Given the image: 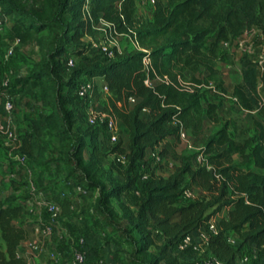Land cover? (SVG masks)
I'll use <instances>...</instances> for the list:
<instances>
[{"label":"trees","instance_id":"obj_1","mask_svg":"<svg viewBox=\"0 0 264 264\" xmlns=\"http://www.w3.org/2000/svg\"><path fill=\"white\" fill-rule=\"evenodd\" d=\"M140 2L153 4L151 19L140 15ZM32 3L28 11L20 0H0V9L4 17L33 36L39 47L40 60L28 69L26 90L34 95L28 84L34 83L42 105L50 114L31 120L32 132L20 138L18 152L27 156L37 190L45 186L50 194L48 200L61 205L59 221L71 216L73 202L65 193H56L53 182L57 176L44 179V170L37 173L33 163H45L47 134L60 133L66 123L74 128L77 138L72 155L83 180L78 188L99 192L96 210L103 209L117 221L126 222L128 232L137 233L136 254L143 257L141 264H194L185 254L177 253L179 243L186 234L197 232L222 213L218 219L219 232L210 236L211 256L223 264H238L237 257L245 247L262 248L264 119L254 121L257 136L239 142L230 135L231 130H240L237 121L225 119L217 103L209 102L206 108L202 103L205 88L227 92L224 72L218 67L222 44L233 45L255 26L264 32V0H33ZM101 22L112 25L131 48L115 49L113 59H90L87 54L100 33ZM85 37L91 41L85 42ZM66 53L82 60L70 69L68 83H64L61 59ZM144 59L150 61L148 70ZM239 63L241 81L235 84L233 98L245 112L262 111L260 65L247 53ZM203 72L205 76L197 77ZM187 73L192 74L190 78ZM147 79L160 83L148 86ZM98 81L108 87L110 94L104 112L113 114L126 127L127 146L119 140L104 151L99 127L89 123L78 125L74 111L67 109L69 99L63 87L77 89L80 84L91 82L96 93L101 88ZM131 97L137 99L133 106L128 104ZM5 103L2 97V116L7 114ZM145 111L149 115L146 120L142 118ZM206 118L215 127L205 142L209 152L206 164L194 168L187 158L172 153L179 166L171 175H164L161 162L152 166L147 158L149 152H155L168 138L181 139V129L199 136ZM5 150L8 153V148ZM157 154L162 160L170 155L165 149ZM113 155L125 158L121 162L124 168L112 164L105 167V160ZM235 156H239L240 162L235 161ZM3 165L0 150V168ZM185 176L188 182L183 188ZM139 181L143 183V197L140 206L133 208L123 196ZM8 182L0 180V264H25L20 252L36 218L27 203L29 196L6 193ZM23 185L29 187L30 183L26 181ZM11 187H17L16 183L11 182ZM187 189L198 195L183 202ZM90 211L81 212L85 215ZM82 217L78 219L82 221ZM109 224L115 228L118 222ZM155 234L160 236L161 243L156 242ZM231 236L236 238V245L229 242Z\"/></svg>","mask_w":264,"mask_h":264},{"label":"rangeland","instance_id":"obj_2","mask_svg":"<svg viewBox=\"0 0 264 264\" xmlns=\"http://www.w3.org/2000/svg\"><path fill=\"white\" fill-rule=\"evenodd\" d=\"M33 0H20L21 4L28 11L31 10ZM138 10L142 17L151 19L153 13V4L151 2L138 3ZM0 15L2 10L0 9ZM102 31L91 42V48L88 52V57L92 60L102 59L106 56L102 53L101 45L105 43V35ZM85 42H90L89 37L84 38ZM58 43V42H57ZM118 47L120 51L131 48V44L125 39H118ZM13 49L14 54L10 57L8 53ZM117 49V48H116ZM118 50V49H117ZM244 53L257 61L260 65L258 70L259 77V89L264 96V32L259 26H255L252 31L248 32L239 40L234 42L233 45L222 44L221 54L218 60V67L224 72L225 75V88L227 92L225 94L216 91L215 89L208 90L205 88L206 97L203 101V107L206 108L207 103L214 102L219 105V112L225 119H234L237 121L240 130L238 132L230 131V135L233 139L243 142L247 138L257 136L259 131L254 124V121H262L264 119V109L261 112L248 113L241 109L237 101L232 96L233 85L240 80L241 77V65L239 63L240 58ZM107 58V57H106ZM64 61L63 65V79L64 83H68L70 80V69L72 67L67 66V61L74 60V66L82 63V60L78 57H74L69 53H66L61 58ZM40 60L39 47L36 44V40L33 36L26 34L19 25L12 20H7L5 26L0 28V99L3 97L13 105V128L18 138L24 137V135L32 132L31 120L45 117L50 114V110L45 108L38 95V88L34 83H28L29 88L33 89L34 95L30 94L26 90L28 77V69L33 63ZM191 73H187V77H191ZM206 75V72L200 73L197 77L201 78ZM160 83L159 80L154 81V84ZM101 85V81H98ZM64 95L69 99L67 109L74 111L75 119L78 125L88 123V117L90 112L101 113L104 112V108L108 104L107 96L100 91H97L88 99H79L76 95L75 89H68L63 87ZM65 116V114L63 115ZM143 119H148L147 112L142 113ZM66 119V116H65ZM65 123V121H64ZM121 124V123H120ZM214 125L206 118L204 129L199 136H193L188 131H185L184 136L181 139L175 137L168 138L160 147L156 149V153L161 150H167L170 155L166 157V162L163 165L166 167L164 174L169 176L177 170L179 162L171 157L172 153H176L188 159L189 163L198 168L209 157V152L205 147V142L209 135L214 131ZM99 141L104 147V151L109 150V134L104 127H99ZM120 140H127L126 130L120 125ZM48 150L45 154V163L34 162L33 167L37 173L44 170L42 177L46 180H50L57 176L55 182L56 193H65L68 198L73 202L74 209L72 214L74 218H80V215L84 218L82 221H87L90 225V216L97 219L104 225V227L111 221L118 222L119 226L111 229L113 235H120L119 242L124 245L128 244L130 247L124 251L127 254L128 260L123 264H141L143 260L142 256L136 254L138 235L136 232L127 231V223L117 221V218L111 217L103 209L97 211L99 208L96 205L97 197L96 192L87 191V194H82L79 184L83 182L79 168L75 164L72 152L76 149L77 138L75 137L74 128H70L68 124H64V129L60 133L50 132L47 134ZM127 145V144H125ZM37 148V146H36ZM4 140H0V150L3 153L4 165L0 168V180L6 184V193H17L20 196H31V189L23 185V182L28 180L27 169L18 166L17 161L12 157H9L7 150H5ZM85 157H88V152H85ZM153 155H149L148 159L152 161V166L157 164L156 159L152 160ZM235 161L240 162L239 156H235ZM105 167H109L111 164L115 167L124 168V164L121 163L120 155L109 156L105 162ZM252 168L250 166H245ZM120 180L123 178L118 176ZM6 181V182H5ZM20 181V182H19ZM11 182H15L17 187L12 188ZM188 178H183L182 186H187ZM37 192L36 201L31 208L37 212L33 214L38 215L41 211H44V201L49 199V190H46L45 186H40ZM46 191V192H45ZM141 192V193H140ZM143 190L140 189L136 194L127 193L123 196V200L131 205L133 208L140 206V200L142 199ZM199 193V192H198ZM42 194V196L40 195ZM97 194V196H95ZM196 195H198L196 193ZM183 202H187L188 199L183 198ZM112 207L117 210L116 202L112 204ZM91 210L90 212L82 213L81 211ZM79 215V216H78ZM224 213L216 216L218 219L223 216ZM126 225V226H125ZM96 233H102L101 231L92 230ZM111 238H113L111 236ZM156 242L161 243L162 240L158 234L154 236ZM232 240H236L232 237ZM131 249V250H130ZM133 250V251H132ZM151 249L150 251H152ZM254 250L253 246L248 245L245 247L241 254L247 256ZM100 258V257H99ZM102 258V257H101Z\"/></svg>","mask_w":264,"mask_h":264},{"label":"built area","instance_id":"obj_3","mask_svg":"<svg viewBox=\"0 0 264 264\" xmlns=\"http://www.w3.org/2000/svg\"><path fill=\"white\" fill-rule=\"evenodd\" d=\"M7 18L3 15L0 16V28H3L7 22ZM105 35V43L101 45L102 53L108 58L113 59L115 56L114 50L118 47V39H122L123 35L117 33L112 25L101 22L98 26V30L102 31ZM247 34V33H245ZM244 34V35H245ZM243 35V36H244ZM136 45V43H135ZM137 46V45H136ZM14 54L13 49L10 50L7 57H10ZM144 65L148 70L150 61L144 59ZM67 66L73 67L74 60L70 59L67 61ZM146 85H153L154 81L147 79L145 81ZM100 92L104 93L109 97V89L106 85H101ZM94 94V84L91 82H86L80 84L76 89V95L79 99H88ZM137 102V99L131 97L128 99L129 106H133ZM121 106V104H119ZM5 109L7 114L2 116L0 114V136L4 140V146L8 148V155L17 161V165L27 169L29 175L28 182L30 183L29 188L31 189V196L28 199L27 203L33 199L36 201L37 197V187L33 179L32 171L28 167V158L26 155L20 154L18 151L21 147V141L16 135L13 128V105L11 102L6 100ZM88 123L96 127H104L109 134V143L111 146H114L120 140V120L116 118L113 114L101 112L94 113L90 112L88 117ZM176 124V123H174ZM185 131L181 129V138L184 136ZM124 145V141H123ZM157 162H161L163 165L166 162V159H160L158 154H154ZM121 162H125V158L120 156ZM207 161V159H206ZM206 161L203 164H206ZM147 176L143 177L145 180ZM80 191L84 194H87V191L80 188ZM42 196V194H40ZM183 196L186 199H196L197 195L195 192L187 189L183 192ZM32 202V201H31ZM30 202V204H31ZM34 204V203H33ZM30 206V205H29ZM32 206V204H31ZM34 212V209L29 207ZM44 209L47 214V220L38 224L34 227L35 234L40 237V239H47L51 237L58 229L59 225V216L62 212L61 205L58 202L52 200L44 201ZM220 230L218 218H212L205 227L200 228L195 233L186 234L182 241L179 243L177 248L178 254H185L187 257L192 259L194 264H223L214 256H211L209 253V241L210 236L217 234ZM229 242L236 245L237 241L232 240L229 237ZM86 241L81 238L78 242L73 243V256L70 264H107L104 258L92 259L85 248ZM30 253L26 258L25 264H38V259L41 256L42 247L38 243H33L30 245ZM238 264H264V246L260 249H254L251 254L243 256L242 254L237 257Z\"/></svg>","mask_w":264,"mask_h":264},{"label":"crops","instance_id":"obj_4","mask_svg":"<svg viewBox=\"0 0 264 264\" xmlns=\"http://www.w3.org/2000/svg\"><path fill=\"white\" fill-rule=\"evenodd\" d=\"M240 81H241V77L240 80L235 84L239 83ZM258 82H259V77H258ZM235 84L232 87V96H233V90ZM259 93L264 100V96L260 91V89H259ZM256 112H261V111H255L249 113H256ZM123 127L126 130V135H127V140H124V146H127L125 144L128 143V131L125 126ZM155 153L156 151L149 152L147 154V158L149 155L151 154L154 155ZM140 189L143 190V183L139 181L137 186L129 193L136 194L137 191ZM96 193L100 195L99 192ZM97 194H95V196H97ZM31 201L28 202V206L29 205L31 206V204L33 206L34 203L33 199H31ZM34 212L36 211L34 210ZM35 218H36V223L31 226L30 237L25 242L20 252V255L25 259L28 257L30 253L31 250L30 245H32L33 243L34 244L38 243L42 247L41 256L38 259V264H70L73 256V248H72L73 243L78 241L80 238H84L86 241V249L89 252V255L92 259L102 257L106 260L107 264H123L124 261L126 262L128 260L127 254L124 251L128 250L130 246L128 244L122 245L119 242V238H120L119 234H117V236L112 234L111 229L114 228L113 225L107 224L104 227V225H101V223L97 221V219H94L91 216L90 218H88L90 219V225H89L87 221H81L78 218H74L73 214H71L70 217L64 218L59 221L58 229L51 237L47 239H40V237H38L35 234L34 227L47 220V214L45 212V209L44 211H41L38 215H35ZM117 226L119 225L117 224ZM93 229L97 231H101L102 233H96L92 231ZM111 236L113 238H111Z\"/></svg>","mask_w":264,"mask_h":264},{"label":"clouds","instance_id":"obj_5","mask_svg":"<svg viewBox=\"0 0 264 264\" xmlns=\"http://www.w3.org/2000/svg\"><path fill=\"white\" fill-rule=\"evenodd\" d=\"M3 15V14H2ZM1 16V15H0Z\"/></svg>","mask_w":264,"mask_h":264}]
</instances>
